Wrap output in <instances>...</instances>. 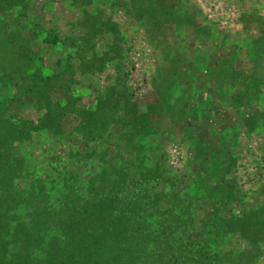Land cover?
I'll use <instances>...</instances> for the list:
<instances>
[{"label":"rangeland","instance_id":"obj_1","mask_svg":"<svg viewBox=\"0 0 264 264\" xmlns=\"http://www.w3.org/2000/svg\"><path fill=\"white\" fill-rule=\"evenodd\" d=\"M8 118L0 196L74 175L113 243L7 224L0 264H264V0H0Z\"/></svg>","mask_w":264,"mask_h":264},{"label":"trees","instance_id":"obj_2","mask_svg":"<svg viewBox=\"0 0 264 264\" xmlns=\"http://www.w3.org/2000/svg\"><path fill=\"white\" fill-rule=\"evenodd\" d=\"M7 120L0 121V186L8 183L6 178L2 176L4 173L21 174V168L23 164L19 163L17 155L13 152V142L17 137L13 135V129L16 130L14 121L9 122ZM60 129V128H59ZM12 142V143H11ZM8 144L12 146V152L10 153ZM6 151H5V150ZM9 165L11 169L7 170ZM110 168V167H109ZM111 169V168H110ZM104 176L100 179V189L102 195L113 196L114 186L111 177V170H103ZM67 174L70 180L56 181L51 177L38 178L34 181L33 191H26L19 194H13L9 196H0V226L7 224L13 225V230L25 240L30 241L28 235L29 230L36 225L38 228L40 220L51 222L52 224H68L66 232L73 234V238L69 241L68 246L71 242L75 241L77 254L71 256L72 260L75 261V256H78V250H85V253L92 254L95 252L97 245L103 244L104 242L113 243V237L111 235L112 230L107 227V220L105 218H95L98 210L97 201L91 204V209H82L81 207L74 205L70 208V204L77 203L73 198L77 189V178L74 175ZM51 176V175H50ZM73 177V178H72ZM72 178V179H71ZM50 185V186H49ZM53 187V194L49 193V189ZM2 188V187H0ZM14 200V202H12ZM43 218V219H40ZM48 225V223H46ZM101 228V234H96V230ZM70 234V235H71ZM90 235V236H89ZM2 237V235H1ZM70 236H66L65 240L69 239ZM128 241L125 244L126 248L130 247V243L133 242L134 238L128 237ZM82 260V263L88 262L92 264L90 256H87ZM88 254V255H89ZM92 256V255H91ZM134 257L140 258L141 253H134ZM67 259L62 258L60 260H52V264H65ZM130 263L135 264L134 260Z\"/></svg>","mask_w":264,"mask_h":264}]
</instances>
